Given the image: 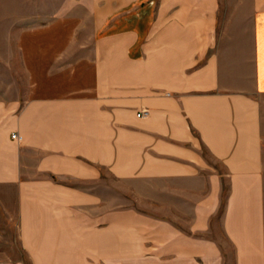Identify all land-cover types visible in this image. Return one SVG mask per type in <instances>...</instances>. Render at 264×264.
I'll list each match as a JSON object with an SVG mask.
<instances>
[{
    "label": "crops",
    "instance_id": "0c3cea01",
    "mask_svg": "<svg viewBox=\"0 0 264 264\" xmlns=\"http://www.w3.org/2000/svg\"><path fill=\"white\" fill-rule=\"evenodd\" d=\"M247 3L237 35L220 0H91L74 87L0 97L2 260L264 264V0ZM109 178L162 182L186 224L109 211Z\"/></svg>",
    "mask_w": 264,
    "mask_h": 264
},
{
    "label": "rangeland",
    "instance_id": "374dc122",
    "mask_svg": "<svg viewBox=\"0 0 264 264\" xmlns=\"http://www.w3.org/2000/svg\"><path fill=\"white\" fill-rule=\"evenodd\" d=\"M247 2L220 0L217 28L236 30L237 35L250 28ZM92 9L91 0H0V97H35L74 87L73 70L88 58L94 42ZM107 184L109 211L129 208L173 218L182 226L187 222L189 214L165 211L162 182L109 178ZM13 201L0 190V206ZM0 227H4L1 213ZM10 232L0 228V264H10L2 260L13 252L11 245L3 243Z\"/></svg>",
    "mask_w": 264,
    "mask_h": 264
},
{
    "label": "built area",
    "instance_id": "2783aa9c",
    "mask_svg": "<svg viewBox=\"0 0 264 264\" xmlns=\"http://www.w3.org/2000/svg\"><path fill=\"white\" fill-rule=\"evenodd\" d=\"M137 115L139 116L140 114H137ZM11 138H12L13 140H17V141L20 140V136H19L17 133H12V134H11Z\"/></svg>",
    "mask_w": 264,
    "mask_h": 264
}]
</instances>
